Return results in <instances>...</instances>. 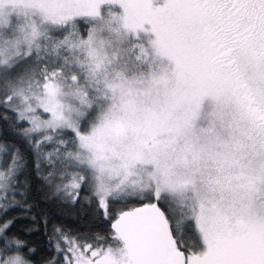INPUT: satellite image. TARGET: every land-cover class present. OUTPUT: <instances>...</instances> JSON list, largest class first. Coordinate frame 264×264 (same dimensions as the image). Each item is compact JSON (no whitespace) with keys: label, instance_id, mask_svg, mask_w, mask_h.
<instances>
[{"label":"snow or ice","instance_id":"1","mask_svg":"<svg viewBox=\"0 0 264 264\" xmlns=\"http://www.w3.org/2000/svg\"><path fill=\"white\" fill-rule=\"evenodd\" d=\"M0 264H264V0H0Z\"/></svg>","mask_w":264,"mask_h":264}]
</instances>
